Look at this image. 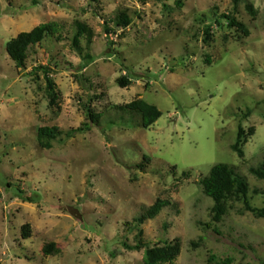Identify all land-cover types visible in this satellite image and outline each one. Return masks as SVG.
Instances as JSON below:
<instances>
[{
    "label": "rangeland",
    "instance_id": "374dc122",
    "mask_svg": "<svg viewBox=\"0 0 264 264\" xmlns=\"http://www.w3.org/2000/svg\"><path fill=\"white\" fill-rule=\"evenodd\" d=\"M121 9L132 23L111 40L105 23L114 28ZM222 15H235L248 36L219 26ZM50 22L62 40L31 48L18 70L7 43ZM76 22L94 30L91 43L74 47ZM38 67L49 69L57 106ZM139 98L163 114L148 130L119 108ZM89 108L101 115L91 130L38 146L40 127L77 129ZM240 126L254 129L244 159L232 150ZM262 163L264 0H0V264H143L144 249L125 245H136L135 219L157 199L172 205L143 223V243L178 241L174 264H209L211 255L263 264L264 219L236 203L213 223L214 202L198 183L228 164L263 208L264 181L250 173ZM49 245L57 253L46 255Z\"/></svg>",
    "mask_w": 264,
    "mask_h": 264
},
{
    "label": "trees",
    "instance_id": "16d2710c",
    "mask_svg": "<svg viewBox=\"0 0 264 264\" xmlns=\"http://www.w3.org/2000/svg\"><path fill=\"white\" fill-rule=\"evenodd\" d=\"M241 0H234L238 3ZM94 4L99 3V0H91ZM219 26H223V22L227 23L228 28H237V30L244 33V35L249 34V31L244 23L239 21L235 15H222L216 20ZM114 28L108 26L105 23L106 34L111 40L118 35V30L122 29L124 32L132 23V19L129 14L128 9H121L115 15L114 18ZM77 27V34L73 38L74 47L80 46L81 39L85 37L90 43L92 42L95 32L93 29L88 27L86 24L81 22L75 23ZM60 29L58 23L50 22L43 23L35 27L29 32H22L15 38L11 39L7 45L6 50L10 59L14 62L18 70L25 69L27 66V61L29 59L30 49L40 45L47 38L52 37L57 40H62L60 37ZM212 27L206 28V34L210 40L213 37L211 34ZM43 70L44 77L47 83V95L49 98L50 106H57L60 99V94L56 89L54 80L49 72L48 68L38 67L36 71ZM119 84L122 88H127L131 81L127 77H123ZM123 111L137 112L142 117V127L146 130L150 129L155 123L162 117V112L154 105H151L139 98L132 101L129 104L119 106ZM88 122L84 123L82 127L77 129H71L68 132L61 130L57 126H44L40 127L37 132V142L38 146L42 150H50L54 147L55 141L66 137L68 139L74 137L76 132L83 133L85 131L91 130L92 124H98V120L101 115L93 112L91 108L87 112ZM254 134V129H249L245 132L243 127H239L238 136L235 144L232 146V150L237 154L239 159L245 158L244 148L248 143V140ZM146 160L145 162H149ZM150 163V162H149ZM173 173H176V167L173 168ZM250 173L255 176L260 181H264V163H262L257 168H251ZM185 177H189L188 173L183 174ZM199 187L202 193L208 198L212 199L214 205L211 209V219L213 223L222 222L223 218L228 214L230 208L234 204H243L244 210L240 211L249 212L254 215L256 219H264V207L255 208L252 206L250 201V189L245 178H243L235 169V167L228 164H217L212 167L209 174L204 176L199 182ZM27 202H32L30 198L26 199ZM170 201L163 199H157V201L150 206L144 212L143 216L135 219V226L139 232L136 237V245L129 246L125 245L130 251H141L144 249L143 264H174L181 253V244L178 241H165L157 243L154 246H146L143 243V230L141 227L143 223L147 220H152L157 218L164 208L171 206ZM21 234L23 239H30V226L27 224L22 227ZM53 252L57 253L54 245H49L44 248V253L46 255H51ZM209 264H232L231 259H225L223 262H219L218 258L214 255L210 256ZM264 264V263H263Z\"/></svg>",
    "mask_w": 264,
    "mask_h": 264
}]
</instances>
